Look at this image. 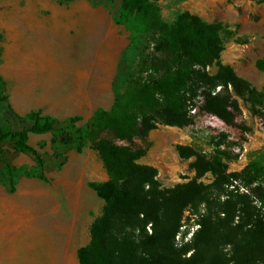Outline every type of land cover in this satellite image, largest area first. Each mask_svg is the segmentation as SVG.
I'll return each instance as SVG.
<instances>
[{
  "label": "rangeland",
  "instance_id": "374dc122",
  "mask_svg": "<svg viewBox=\"0 0 264 264\" xmlns=\"http://www.w3.org/2000/svg\"><path fill=\"white\" fill-rule=\"evenodd\" d=\"M159 7L162 19L171 23L183 11L205 22H220L225 27L219 61L230 65L235 73L264 94V70L256 60L264 55V0H151ZM121 0H0V128L21 130L31 125L27 110H18L17 100L33 99L42 91L53 97L72 89L84 66L89 81L95 82L96 98L105 110L115 101L113 81L119 72L127 77L137 68L139 56L129 48L131 33L117 23ZM23 17L29 23L23 22ZM20 21V22H18ZM22 22V23H21ZM95 27V43L91 29ZM94 51V62L86 61ZM14 55L31 59L25 73L10 78L8 60ZM215 64L206 67L215 73ZM111 76L109 92L103 88ZM33 85V86H32ZM126 82H119V90ZM221 86L212 89L222 91ZM235 124L220 126L217 117L199 109L201 97L190 108L191 124L184 127L159 123L146 136V153L138 162L154 167L162 187L196 179L210 184L209 173L196 178L191 168L193 158H181L177 147L185 145L199 153L222 152L226 173H238L250 159L264 162V106L258 99L237 97ZM18 91L21 95H16ZM28 91L27 97L23 92ZM30 108V107H29ZM28 108V109H29ZM65 126V118L51 115ZM67 119V118H66ZM90 118H80L75 128H84ZM220 120L219 118H217ZM222 121V120H220ZM52 133L30 134L28 144L43 159L45 179L28 175L36 168L29 153L16 150L9 140L0 141V241L20 248L31 242L47 254L48 264H80L77 251L90 241V226L101 215L104 202L92 183L108 179L104 164L92 143L81 151L52 140ZM245 145L246 151L242 152ZM19 170L14 191L10 190L7 166ZM254 185H252L253 187ZM246 195L259 206L251 189L234 181L208 200L185 209L174 244L177 249L190 247L202 216L220 222L223 213L217 206L225 199L238 201ZM28 235V237L26 236ZM229 246L223 248L228 253ZM189 251L185 256H188Z\"/></svg>",
  "mask_w": 264,
  "mask_h": 264
},
{
  "label": "trees",
  "instance_id": "16d2710c",
  "mask_svg": "<svg viewBox=\"0 0 264 264\" xmlns=\"http://www.w3.org/2000/svg\"><path fill=\"white\" fill-rule=\"evenodd\" d=\"M117 23L131 33L129 48L137 51L139 61L132 74L124 78L119 72L113 81L112 108H97L84 128H75L78 116L65 119V126L59 127L51 115L33 110L25 115L29 127L3 126L0 141L9 140L16 150L29 153L36 168L27 174L40 179H45L43 159L28 144L30 134L50 132L54 142L77 151L90 141L98 152L108 179L92 187L104 205L90 226L89 243L77 251L80 264H264V162L252 158L240 172L226 173L218 149L204 155L179 145L181 158H193L190 166L196 178L209 173L212 182L194 179L173 187H162L154 167L138 162L146 145L137 142L145 143L159 123L191 124L190 108L197 97L202 99L201 111L228 126L235 124L238 110L229 86L235 96L258 99L264 106V94L219 61L224 25L205 22L188 11L167 23L151 0H121ZM213 64L217 69L209 74L206 67ZM255 64L264 70V55ZM120 81L126 82L123 91ZM216 86L222 91L213 92ZM7 174L14 191L19 170L8 165ZM234 181L249 187L259 206L246 195L238 201H218L220 222L202 216L192 245L177 249L174 239L185 209ZM225 246L230 247L228 253L223 252Z\"/></svg>",
  "mask_w": 264,
  "mask_h": 264
},
{
  "label": "crops",
  "instance_id": "0c3cea01",
  "mask_svg": "<svg viewBox=\"0 0 264 264\" xmlns=\"http://www.w3.org/2000/svg\"><path fill=\"white\" fill-rule=\"evenodd\" d=\"M20 22V21H18ZM24 23H29L26 17H23ZM22 23V22H21ZM95 27L91 29L93 36V45L95 43ZM94 51L91 53L86 61L89 65L94 62ZM31 59L20 55H14L13 59L8 60L9 71L13 70V73L9 74L10 78L16 79L20 73L24 74L25 70L29 66ZM83 71L79 74L78 83L65 93V96H60V91H57V97H53L48 91H42L38 97L33 99H15L17 100L18 110H27L28 112L33 110H41L44 114L56 115L59 118H69L78 116L83 119L91 118L97 108L107 109L100 99L96 98L95 82L89 81V69L84 66ZM111 76L105 81L103 88L109 92L111 84ZM33 86V85H32ZM28 91L23 92V96L27 97ZM21 95L20 92H15L16 95ZM30 107V108H29ZM29 108V109H28ZM28 237V235H26ZM28 245L20 248L10 247L9 244L0 241V264H48V258L46 253H42L40 249L33 246L31 242H27Z\"/></svg>",
  "mask_w": 264,
  "mask_h": 264
},
{
  "label": "built area",
  "instance_id": "2783aa9c",
  "mask_svg": "<svg viewBox=\"0 0 264 264\" xmlns=\"http://www.w3.org/2000/svg\"><path fill=\"white\" fill-rule=\"evenodd\" d=\"M216 120L220 123V126H224V125H225L223 121H220V120H218L217 118H216ZM245 151H246V147H245V145H244V146H243V149H242V152H245Z\"/></svg>",
  "mask_w": 264,
  "mask_h": 264
}]
</instances>
